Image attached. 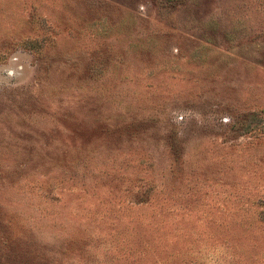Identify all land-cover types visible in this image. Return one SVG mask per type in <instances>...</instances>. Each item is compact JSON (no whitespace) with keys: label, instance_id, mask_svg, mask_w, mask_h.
<instances>
[{"label":"rangeland","instance_id":"rangeland-1","mask_svg":"<svg viewBox=\"0 0 264 264\" xmlns=\"http://www.w3.org/2000/svg\"><path fill=\"white\" fill-rule=\"evenodd\" d=\"M0 264H264V0H0Z\"/></svg>","mask_w":264,"mask_h":264}]
</instances>
